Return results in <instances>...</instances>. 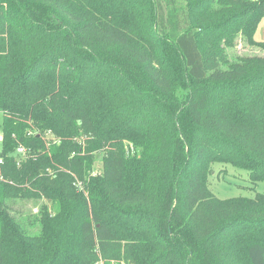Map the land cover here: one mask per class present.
Here are the masks:
<instances>
[{"label": "trees", "instance_id": "obj_1", "mask_svg": "<svg viewBox=\"0 0 264 264\" xmlns=\"http://www.w3.org/2000/svg\"><path fill=\"white\" fill-rule=\"evenodd\" d=\"M263 15L264 0H0V264H264V192L208 185L214 163L264 179V55L233 52L264 51ZM20 200H43L36 233Z\"/></svg>", "mask_w": 264, "mask_h": 264}, {"label": "rangeland", "instance_id": "obj_2", "mask_svg": "<svg viewBox=\"0 0 264 264\" xmlns=\"http://www.w3.org/2000/svg\"><path fill=\"white\" fill-rule=\"evenodd\" d=\"M256 40H264V15L254 34ZM253 52H252V49ZM235 54H257L264 55V51L255 47H246L238 44ZM2 112L0 111V131H1ZM2 144L0 140V151ZM101 153H96L92 162V168L89 174L96 175L100 172ZM212 173L208 176V185L215 196L219 198H228L235 196L253 197L256 193L264 192V179L252 182L249 178V171L242 168H236L230 164L214 163ZM43 200H20L12 203L13 214L18 216L26 230L31 233L38 231V225L34 222L33 216L37 214L39 204ZM55 211V207L51 208Z\"/></svg>", "mask_w": 264, "mask_h": 264}, {"label": "built area", "instance_id": "obj_3", "mask_svg": "<svg viewBox=\"0 0 264 264\" xmlns=\"http://www.w3.org/2000/svg\"><path fill=\"white\" fill-rule=\"evenodd\" d=\"M0 136H1V131H0ZM17 152H18V153H22V152H23V148L18 147V148H17ZM0 163H1V158H0Z\"/></svg>", "mask_w": 264, "mask_h": 264}, {"label": "crops", "instance_id": "obj_4", "mask_svg": "<svg viewBox=\"0 0 264 264\" xmlns=\"http://www.w3.org/2000/svg\"><path fill=\"white\" fill-rule=\"evenodd\" d=\"M260 40V39H259ZM0 140H1V136H0Z\"/></svg>", "mask_w": 264, "mask_h": 264}]
</instances>
